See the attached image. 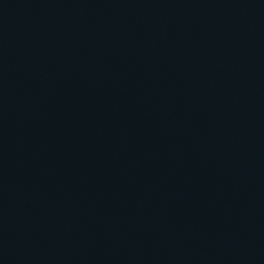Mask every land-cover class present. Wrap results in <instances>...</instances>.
Returning <instances> with one entry per match:
<instances>
[{
	"label": "water",
	"instance_id": "1",
	"mask_svg": "<svg viewBox=\"0 0 264 264\" xmlns=\"http://www.w3.org/2000/svg\"><path fill=\"white\" fill-rule=\"evenodd\" d=\"M0 264H264V0H0Z\"/></svg>",
	"mask_w": 264,
	"mask_h": 264
}]
</instances>
